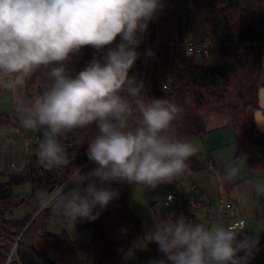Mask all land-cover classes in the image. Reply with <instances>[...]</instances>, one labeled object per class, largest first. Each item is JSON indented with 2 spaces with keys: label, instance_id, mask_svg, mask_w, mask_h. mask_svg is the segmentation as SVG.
Masks as SVG:
<instances>
[{
  "label": "clouds",
  "instance_id": "1",
  "mask_svg": "<svg viewBox=\"0 0 264 264\" xmlns=\"http://www.w3.org/2000/svg\"><path fill=\"white\" fill-rule=\"evenodd\" d=\"M163 8L161 0H0V86H22L41 66L54 65L50 85L16 108L22 127L42 137L36 154L43 168L71 164L61 137L92 124L98 129L86 153L98 167L75 168L58 193H41L42 208L54 203L74 223L91 222L118 197L113 184L156 190L188 170L199 147L173 130L182 107L147 95L145 82L129 76L149 22ZM117 37L102 59L69 74L72 54L86 46L101 50ZM242 163L244 157L235 158L213 179L232 181ZM255 190L264 196V182ZM151 241L164 258L149 264H247L258 237L222 220L180 215L155 225Z\"/></svg>",
  "mask_w": 264,
  "mask_h": 264
},
{
  "label": "trees",
  "instance_id": "2",
  "mask_svg": "<svg viewBox=\"0 0 264 264\" xmlns=\"http://www.w3.org/2000/svg\"><path fill=\"white\" fill-rule=\"evenodd\" d=\"M161 3L164 8L149 22L129 76L145 82L147 95L168 99L182 107L173 122V130L182 140L205 135L209 115L228 118L237 145L236 158L244 157L251 172L264 171V133L255 122V113L260 109L259 90L264 84V0H161ZM205 40L212 42V51L221 57L222 66L197 64V54H181L180 45L186 41L201 44ZM119 41L117 37L113 45L101 50L86 46L72 54L65 62L69 74L74 76L94 57L102 59L108 48ZM147 49L154 56H146ZM52 66H41L25 79V89L31 98L38 95L39 85L44 90L50 85L48 72ZM6 119L8 116H0V126ZM97 134L98 129L92 124L61 137L72 160L68 166L46 170L40 164L29 163L24 172L0 180V264H120L132 250V234L143 231L128 199L127 189L133 185L113 184L118 197L105 209H97L98 219L75 223L79 231L77 240L66 232H49L50 208L41 209L36 197L37 192L53 194L63 187L75 168L88 173L98 167L86 154L88 142ZM187 164L185 175L206 167L195 156ZM27 183L33 194L16 198L13 187ZM14 208L24 209L23 219L8 217ZM180 215L196 222L185 210L171 218ZM61 216L68 219L62 213ZM153 249L154 259L164 258L156 242ZM247 264H264V234Z\"/></svg>",
  "mask_w": 264,
  "mask_h": 264
},
{
  "label": "rangeland",
  "instance_id": "3",
  "mask_svg": "<svg viewBox=\"0 0 264 264\" xmlns=\"http://www.w3.org/2000/svg\"><path fill=\"white\" fill-rule=\"evenodd\" d=\"M195 59L197 64L218 67L223 65V60L214 51L209 56L197 55ZM15 98L20 103L23 100L26 103L32 100L29 93L24 90L23 85L17 86L14 89L0 87V115L10 114L9 109L12 107ZM11 122L9 119H6L4 121L5 124L0 127V132L5 133ZM14 124L21 130V133H12V142L8 143V137L0 133V165L3 156L7 164L6 169H0V180H6L7 175L11 174L10 172L21 173L25 171L26 167L23 169L19 167L22 161V149L24 146L28 148L23 158L25 164L28 162L36 165L39 164L36 153L40 140L37 138L36 131L24 129L20 121H15ZM234 147L236 148V144H234ZM35 155L37 160L35 159ZM13 158L15 159L17 169L12 168ZM214 159L212 155L208 160L202 161L206 164L205 169L191 175L181 174L173 178L171 182L162 184L156 190H142L137 186L128 187L127 194L133 216L141 222L143 231H136L132 234L133 248L125 254L120 264H149V261L154 259V241H151L152 228L162 220L169 219L180 211L185 210L189 213L190 206L195 207L193 208V214L196 216V222L205 224H209L214 220H222L226 223L228 218L232 217L233 214L242 215L241 217L246 220L244 231L250 235L257 236L258 243L261 241L264 234V196H260L256 192L255 185L264 182V171L251 172L247 168L251 179L249 178L244 182L241 181L233 186L232 181L222 182L213 179L214 176L221 174V170H224L225 166L233 161V159L227 163L225 162L223 166ZM200 184L204 186L202 189V197L206 206L191 205L190 203H186L185 205L183 203L184 196L191 194L193 186L199 188L201 186ZM61 188H58L52 195L58 193ZM173 189H177L176 199L167 207L165 205L167 195ZM32 194V187L28 183L13 187V195L16 198H27ZM40 196V192H37L36 197L40 199ZM230 197L236 201L232 209L225 210L222 207L221 200L231 204ZM49 208L51 214L48 228L49 232L52 234L66 232L72 240H77L79 238V231L75 223L70 219H63L61 211L54 203L50 204ZM7 215L13 220H20L24 218L25 211L23 208H14ZM250 222L252 224L251 230H249Z\"/></svg>",
  "mask_w": 264,
  "mask_h": 264
},
{
  "label": "crops",
  "instance_id": "4",
  "mask_svg": "<svg viewBox=\"0 0 264 264\" xmlns=\"http://www.w3.org/2000/svg\"><path fill=\"white\" fill-rule=\"evenodd\" d=\"M262 63H263V69H264V52L262 56ZM263 81H264V76H263ZM1 87V86H0ZM24 90L25 89V83L23 84ZM27 92V91H26ZM23 103H26L23 100ZM20 104L15 98V101L12 103V107L9 109L10 114L5 115L2 114L0 116H8L9 121L11 124L5 131V133L0 132L2 135H6L7 137H11L12 133H16L14 131H11L13 127L18 128L16 124H14L15 121H19V118L16 115V108ZM259 105L260 109L255 113V122L257 128L264 133V84L259 90ZM6 123V122H5ZM5 123H3L0 127H2ZM205 125H206V133L203 136L200 137H190L187 138L185 141L191 142L199 147V151L194 155L197 159L201 161H206L211 157L212 155L214 156V160L217 161L221 166L227 163L230 160H234L235 157L237 156V145L236 148L234 147L235 144V136H234V131L231 126V123L228 118L219 116L216 114L209 115L207 116L205 120ZM19 129V128H18ZM21 133V130L19 129V134ZM8 139V138H7ZM22 144L24 146V141L22 139ZM212 154V155H211ZM24 147L22 149V161L24 158ZM213 158V157H212ZM22 161L19 165V167L22 165ZM15 163V159L13 158L12 163ZM29 162L27 163L28 166ZM12 165V164H11ZM7 164L5 161V157H2L1 165L0 168L6 169ZM27 168V167H26ZM247 164L242 163L240 173L237 177H235L232 180L233 186L237 185L241 181H246L247 179H251V175L248 173L247 170ZM26 170V169H25ZM24 172V171H23ZM11 174L13 172H10ZM196 185V184H195ZM201 186L198 189L200 190L201 194L203 192L204 186L200 184ZM230 200L232 201L230 204V208L232 209L235 203V199H232L230 197ZM186 205V204H185ZM193 208L194 206H190L189 214L196 220L195 214H193ZM242 215H235L233 214L232 217L228 218V221L226 224H229L230 222L237 220L238 218H242ZM244 219V218H243ZM251 222H250V227L249 230H251ZM252 232V231H251ZM256 234V233H255ZM258 235V234H257Z\"/></svg>",
  "mask_w": 264,
  "mask_h": 264
},
{
  "label": "built area",
  "instance_id": "5",
  "mask_svg": "<svg viewBox=\"0 0 264 264\" xmlns=\"http://www.w3.org/2000/svg\"><path fill=\"white\" fill-rule=\"evenodd\" d=\"M213 44L210 40H205L201 44H196L192 41H186L185 43L180 45V52L183 56H190L193 54L202 55V56H209L212 52ZM11 131H14L16 133H19V129L13 127ZM12 142V138L8 137V143ZM28 151V148L24 146V153ZM25 156V155H24ZM39 164L41 165L40 161ZM21 169L24 167H27V164H25V161L23 159L22 165L20 166ZM12 168L17 169L16 164L12 163ZM1 169V168H0ZM22 173V172H21ZM177 189H173L170 191V193L167 195V200L165 202V205L169 207L171 203L176 199ZM183 203H190L191 205H199V206H206L205 201L202 197V194L198 188L193 186L191 190V194L184 196ZM222 207L226 210L230 208V205L228 203H225V201L221 200ZM49 207V206H48ZM46 207V208H48ZM45 209V208H41ZM228 225H231L234 228H243L246 227V220L243 218H238L237 220H234L230 222Z\"/></svg>",
  "mask_w": 264,
  "mask_h": 264
},
{
  "label": "water",
  "instance_id": "6",
  "mask_svg": "<svg viewBox=\"0 0 264 264\" xmlns=\"http://www.w3.org/2000/svg\"><path fill=\"white\" fill-rule=\"evenodd\" d=\"M44 90V88H43V86L42 85H39L38 87H37V94H39L41 91H43ZM29 96L31 97V94H29ZM36 134H37V138L41 141V138L42 137H40V135H39V133L38 132H36Z\"/></svg>",
  "mask_w": 264,
  "mask_h": 264
}]
</instances>
